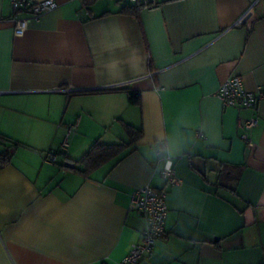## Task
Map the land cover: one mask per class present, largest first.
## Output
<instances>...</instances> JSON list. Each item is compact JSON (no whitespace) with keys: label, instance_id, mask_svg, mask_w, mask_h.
<instances>
[{"label":"crops","instance_id":"obj_1","mask_svg":"<svg viewBox=\"0 0 264 264\" xmlns=\"http://www.w3.org/2000/svg\"><path fill=\"white\" fill-rule=\"evenodd\" d=\"M157 1L56 0L16 36L0 0V264L118 262L144 228L130 193L164 185L159 146L181 181L138 264H264V98L247 146L251 110L216 95L231 75L264 89V0ZM125 124L139 136L83 173L95 140H130Z\"/></svg>","mask_w":264,"mask_h":264},{"label":"built area","instance_id":"obj_2","mask_svg":"<svg viewBox=\"0 0 264 264\" xmlns=\"http://www.w3.org/2000/svg\"><path fill=\"white\" fill-rule=\"evenodd\" d=\"M136 2L141 3L143 7H153L158 4L157 0H136ZM9 3L12 9L13 33L16 36L22 35L30 22L38 21L43 13L57 6L56 0H9ZM19 12L23 15L19 16ZM216 95L226 107L251 110L249 117L238 121L240 137L247 146H251L248 131L257 124L256 109L259 101L264 98V89L258 86L254 90H246L241 77L231 75L220 83ZM64 148L65 144H62L61 149ZM43 159L49 163L56 162V151L46 150ZM157 160L161 162L158 171L164 185L157 188L146 184L130 193L129 206L143 217L144 228L140 241L133 243L128 252L115 264H138L143 257L152 253L155 242L165 236L167 205L164 187L177 184L181 180L174 172L170 157L163 154L162 146L157 150Z\"/></svg>","mask_w":264,"mask_h":264},{"label":"trees","instance_id":"obj_3","mask_svg":"<svg viewBox=\"0 0 264 264\" xmlns=\"http://www.w3.org/2000/svg\"><path fill=\"white\" fill-rule=\"evenodd\" d=\"M138 7H143L141 3L137 2ZM121 88H110L105 90H116ZM139 99V92L130 91L128 93V101L130 103H136ZM126 133L130 136V140L125 142L121 141L120 143H101L98 140H95L88 149L79 157L76 163L83 165L81 170L83 173H87L91 168L98 166L99 164L106 161L108 158L114 156L118 151L124 148L126 145L133 142L134 138H137L140 134V129L125 124ZM1 136V135H0ZM10 154L7 150L0 151V165H3L8 162ZM76 168V167H75Z\"/></svg>","mask_w":264,"mask_h":264},{"label":"water","instance_id":"obj_4","mask_svg":"<svg viewBox=\"0 0 264 264\" xmlns=\"http://www.w3.org/2000/svg\"><path fill=\"white\" fill-rule=\"evenodd\" d=\"M64 166H66V167H74V163H72V162H69V161H65L64 163ZM217 237H215V239H216Z\"/></svg>","mask_w":264,"mask_h":264}]
</instances>
